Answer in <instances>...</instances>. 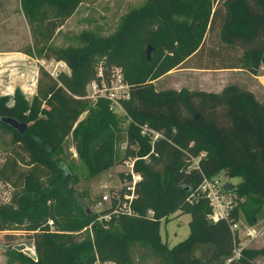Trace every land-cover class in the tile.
Instances as JSON below:
<instances>
[{"label": "trees", "instance_id": "16d2710c", "mask_svg": "<svg viewBox=\"0 0 264 264\" xmlns=\"http://www.w3.org/2000/svg\"><path fill=\"white\" fill-rule=\"evenodd\" d=\"M81 1L18 0L31 38L30 45L18 52L36 60L62 61L68 73L51 78L39 67L29 100L18 88L11 97L0 95V117L26 124L21 134L2 122L0 127L11 132L29 165L17 170V151L0 164V181L9 183L15 176L21 188L9 205H0V231L20 226L23 236L34 243L36 260L13 249L6 252L20 264H135L130 249L137 246L157 264H224L233 247L227 223L206 222V202L197 197L189 203L186 198L202 176L224 171L228 178H240L231 191L245 197L229 217L237 219L240 207L245 222H255L264 198V99L258 102L235 84L213 93L155 90L152 81L182 67L241 69L255 75L264 51V0H150L128 12L110 36L84 32L78 47L51 46L52 35ZM147 46L149 61L144 56ZM98 61L104 68L119 67L129 85V97L121 102L128 118L123 129L106 100L88 106L80 99ZM85 109V117L78 120ZM143 125L159 136L141 135ZM68 135L89 178L128 157L136 158L132 170L140 179L133 189V215L113 218L114 224L103 229L92 222L91 211L77 205L69 189L73 179L59 158ZM121 140L124 149L118 157L115 145ZM202 151L197 167L187 170L188 157ZM118 177L129 179L123 172ZM176 211L189 215L188 233L167 247L159 238V221ZM48 219L55 230L76 234L92 224L79 240L71 236L60 240L49 231ZM201 245L203 259L192 255ZM258 252L264 253V247ZM255 253L242 249L227 264H253Z\"/></svg>", "mask_w": 264, "mask_h": 264}, {"label": "rangeland", "instance_id": "374dc122", "mask_svg": "<svg viewBox=\"0 0 264 264\" xmlns=\"http://www.w3.org/2000/svg\"><path fill=\"white\" fill-rule=\"evenodd\" d=\"M149 1L150 0H82L74 12L67 18L68 20L66 19L67 21L62 30L56 33L57 29L54 32L50 40V45L53 47H78L82 44L80 35L84 32L99 37L110 36L118 29L128 12L145 6ZM30 43L31 38L28 27L18 10V0H0V49L7 52L8 55H18L23 54L18 51L26 48ZM203 59L204 58H200L199 61ZM33 60L34 62L27 58H15L14 60L12 59L11 62L5 63V67H1L3 69L1 70L3 76L0 77V95L9 93L8 96L11 97V90L14 85L19 83H32L33 72L35 70L38 71L40 67L37 60ZM99 63H101V61L97 62V64ZM103 69L109 68L103 67ZM105 72L108 71L106 70ZM228 81L238 85L240 82L239 74H219L211 70L190 71L171 69L158 79L152 81V85L155 90H179L181 88H186L188 90L219 93L225 86H222V84L225 82L228 83ZM227 83L225 84L227 85ZM241 84H243V82ZM24 91L23 97L29 100L35 88H33L31 93L29 92L30 90ZM10 103L11 101H8V104ZM87 105L92 106L94 104L87 101ZM86 112L87 110L85 109L79 115L78 120H82ZM115 116L119 126L123 129L128 122L126 114L118 113L115 114ZM123 141L124 140H121L115 145V151L118 157H121L124 149ZM15 146H17V143L14 141L11 132L0 127V164L3 162L4 157L12 156V151H17L19 155V158L16 159L18 165L17 170L24 171L29 166L27 164L28 160L26 155ZM59 158L67 165L73 179L72 182H69L71 197H73L78 206L81 207L82 205L84 208L87 207L92 213L94 211V202L100 195L111 193L121 187L122 181L119 180L118 173H124L127 169L124 163H120L89 178L83 164L77 158L74 145L69 135L64 138L61 144ZM223 173L224 171L219 173L222 182L236 185L240 181L239 177L224 178ZM12 181H14L13 185L11 184ZM11 182L4 183L0 181V205H9L12 195L18 196L20 194V181L18 179L15 180V176H13ZM234 195L237 197L235 193ZM237 198V203H241L245 199L244 196ZM92 215V219H94V214ZM255 217L256 220L252 225L247 224L239 207L237 219L241 224L239 225L238 231V243L242 249L256 251L250 260L253 264H264V253L258 252L264 247V198L262 199V206L259 208V213ZM188 221L189 215L181 214L178 211L170 214L164 221L160 220L158 227L160 241L166 244L167 247H170L185 238L188 233ZM112 224L114 223H107V226L109 227ZM243 225L253 227L254 237L252 239L247 240L248 237L246 238L244 235ZM20 228V226L13 225L11 230L0 231V264H20L6 252L9 249H13L17 244L22 243L34 252L33 241L23 236L24 232ZM85 230L88 231L87 226ZM85 230L81 229L80 232L76 234V232L55 230L53 226L49 228V231L61 236L60 240H64L69 236L79 240L80 237L84 235L83 232ZM204 247L205 245L194 247L192 255L200 256L203 259ZM130 254L135 264H157L155 258L148 251L140 250L137 246L130 249ZM34 255L36 257L35 252ZM206 264L211 263L208 262Z\"/></svg>", "mask_w": 264, "mask_h": 264}, {"label": "built area", "instance_id": "2783aa9c", "mask_svg": "<svg viewBox=\"0 0 264 264\" xmlns=\"http://www.w3.org/2000/svg\"><path fill=\"white\" fill-rule=\"evenodd\" d=\"M37 62L51 78H55L59 73H68V69L62 61L40 59L37 60ZM106 70L108 72H105ZM94 71V77L86 84L84 95L81 96L80 99L87 100L93 104L99 99L106 100L109 111L113 114L123 113L125 115L121 102L127 100L129 97V85L124 80L121 69L116 66L103 69L101 63H99L95 66ZM262 76L264 77V73ZM139 132L141 135L149 136L152 139L159 136L158 133L147 129L145 125L141 126ZM149 142L151 143L152 141ZM150 152L152 153V149H150ZM203 156V152L198 153L196 157L189 156L187 170L196 168L197 160ZM139 158L146 160L147 156ZM135 159L136 158L128 157L122 162L127 168L124 174L128 175L129 179L126 180L124 178L119 189L111 193L100 195L94 202V219L92 222L98 223L103 229L108 228L107 223H110L113 218L118 216H131L134 214L130 205L135 198L133 192L134 186L140 179V175L132 170L133 161ZM219 173L220 172L210 177L202 176L194 191L187 196L186 201L191 203L192 200L197 197L202 198L209 207V212L205 215L206 222L215 223L219 220H224L227 223L233 242L231 255L224 260V264H227L240 256L242 247H240L238 243V231L241 223L238 219L229 217V213L237 205L238 198L231 191V187L229 189L223 188V185L227 182L221 181ZM223 175L224 178H228L225 173H223ZM120 189H123L121 193L119 192ZM147 215L152 216V212L147 211ZM92 222L87 225L88 230ZM46 225L48 228H51L53 226L52 220L48 219ZM242 227L244 229V235L246 238L248 237L247 240L252 239L254 237L253 227L247 225H243ZM83 230H85V228H83ZM29 250L34 254L32 249L29 248ZM95 264H109V262L96 261Z\"/></svg>", "mask_w": 264, "mask_h": 264}, {"label": "crops", "instance_id": "0c3cea01", "mask_svg": "<svg viewBox=\"0 0 264 264\" xmlns=\"http://www.w3.org/2000/svg\"><path fill=\"white\" fill-rule=\"evenodd\" d=\"M67 20H65L64 24H62V26H60L58 28L56 33L62 30V28L64 27ZM15 58H27V59L34 62V60L32 58L28 57L27 55H24V54L8 55L7 52H3L0 49V77L3 76V73H1L2 72L1 70H3V69L1 67H3L5 63L11 62L12 59L14 60ZM175 69L190 70V71L202 70V69H195L192 67H182V68H175ZM211 71H213L214 73H219V74L220 73L239 74L240 82L238 85L235 83H231L230 81H228V83L227 82H225V83L235 84V85L249 91L250 93L253 94L254 98L258 102H261L264 99V77L262 76V74L264 73V65L260 64L255 75L249 74V73H247L241 69H216V70H211ZM36 76H37V70H35L33 72L32 83H30V84H28V83L27 84H20L19 83L17 85H14V87H12L11 92L13 91V89L18 88L22 94H24V92H25L24 90H30L29 92L31 93L33 91V88H35ZM217 79H219V78H217ZM242 82H243V84H241ZM225 83L222 84V86L226 85ZM0 88H1V86H0ZM8 94L9 93H5L3 95H8ZM31 94L33 95V93H31ZM109 264H113V263L109 262Z\"/></svg>", "mask_w": 264, "mask_h": 264}, {"label": "water", "instance_id": "95a60500", "mask_svg": "<svg viewBox=\"0 0 264 264\" xmlns=\"http://www.w3.org/2000/svg\"><path fill=\"white\" fill-rule=\"evenodd\" d=\"M150 52H151V48L149 46H147L145 48V51H144V56H145L146 61H149V59H150L149 58ZM259 63L261 65H264V51H263L262 55L260 56ZM0 122H2L3 124L9 126L13 130H15L18 134H21L24 131L25 127H26L25 123L18 122L15 119L10 118V117H0ZM230 187H231V184H229V183H225L223 185L224 189H229ZM85 210H86L87 213H89V210L86 207H85ZM13 250H15L17 252H21L22 254L27 256L32 261L36 260L35 255L29 250V248H27L22 243L15 245L13 247Z\"/></svg>", "mask_w": 264, "mask_h": 264}]
</instances>
